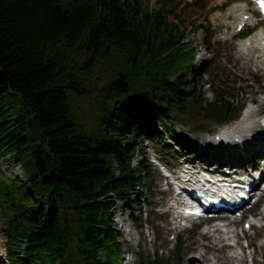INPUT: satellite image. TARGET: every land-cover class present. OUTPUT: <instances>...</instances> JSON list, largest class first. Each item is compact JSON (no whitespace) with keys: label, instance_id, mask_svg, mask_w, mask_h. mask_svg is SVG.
<instances>
[{"label":"trees","instance_id":"obj_1","mask_svg":"<svg viewBox=\"0 0 264 264\" xmlns=\"http://www.w3.org/2000/svg\"><path fill=\"white\" fill-rule=\"evenodd\" d=\"M195 50L149 0H0V159L26 177L0 169L10 261L121 263L115 206L140 204L141 190L155 187L137 154L143 141L168 152L172 139L190 152L178 117L224 125L241 115L226 92L209 102L198 90L195 77L208 71Z\"/></svg>","mask_w":264,"mask_h":264},{"label":"rangeland","instance_id":"obj_2","mask_svg":"<svg viewBox=\"0 0 264 264\" xmlns=\"http://www.w3.org/2000/svg\"><path fill=\"white\" fill-rule=\"evenodd\" d=\"M149 1L152 8L164 4L169 17L187 30V39L192 40L196 47V67H207L208 72H200L195 82L208 101H214L216 92L223 91L227 101L243 106L240 117L249 105L257 111L254 113L255 126L244 132L248 137L241 144L212 145L215 133L234 128L240 117L224 125L211 120L178 117L175 127L179 136L190 144V152L172 139L168 141L172 148L168 152H163L151 141H143L137 154L142 153L149 161L155 180L149 178L148 185L155 187L141 190L145 198L140 200V204L118 201L115 206L113 225L122 233L124 246L120 264H145L150 256H158L167 264H264L263 198L255 217L244 214L234 221L208 224L199 219L193 224L187 221L181 224L174 219L173 214H177L173 201L175 192L164 174V164L176 167L188 158L190 162H201L213 169L233 161L238 169L253 174L252 166L256 159L251 154L256 152L255 149L259 150L258 156L264 154V57L248 56L249 50L242 46V41L264 28V18L256 8L253 9L254 0ZM241 5L247 6L248 15L253 18L239 30ZM210 32L213 36L208 43ZM259 53L262 51L255 54ZM8 105L6 108H10ZM14 110L18 111L19 106H14ZM0 169L11 178H26L20 165L10 157L0 159ZM261 192L264 194V189ZM225 224L228 225L222 227ZM248 224L251 227H247ZM4 227L0 215V264H14L7 257ZM216 227H221L223 232H215L211 237ZM219 235H223L224 240L219 241ZM177 245H180L182 254L176 251ZM203 253L204 256L199 257Z\"/></svg>","mask_w":264,"mask_h":264},{"label":"bare ground","instance_id":"obj_3","mask_svg":"<svg viewBox=\"0 0 264 264\" xmlns=\"http://www.w3.org/2000/svg\"><path fill=\"white\" fill-rule=\"evenodd\" d=\"M256 7L254 6L253 9H255ZM241 20L240 22H248V20L252 19L253 17L248 15L247 12V6L241 5ZM242 46L244 48H248L249 52H248V56H254L257 58H263L264 57V28H261L259 31L253 33L252 35H250L249 37L245 38L242 41ZM256 51H262V53L259 54H255ZM255 111H257L253 106H248L245 108L243 115L240 117L237 126H235L234 128H226L223 130L222 136L230 139L232 141H235L236 139L240 138L241 136L244 137V139H247V133L244 134V132L246 131H251L253 129V127L255 126L254 122H255ZM243 139V141H244ZM219 168V167H218ZM218 168H216L217 170H219ZM248 179L253 180L250 176L248 177ZM255 179V178H254ZM174 201L177 204L183 203L182 199H180L179 197L175 196L174 197ZM228 224L223 225L222 227L227 226ZM213 232L211 233L212 236H215V232H223V229L221 227H216L215 229L212 230ZM129 234L131 235V232H129ZM217 239L219 241L224 240V236L223 235H219L217 237ZM203 255L200 254L199 257H203ZM206 258V257H205ZM243 258V257H241ZM240 258V259H241ZM242 260V259H241Z\"/></svg>","mask_w":264,"mask_h":264}]
</instances>
